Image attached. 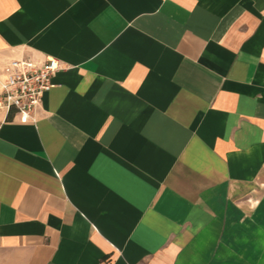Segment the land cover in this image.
<instances>
[{
    "label": "crops",
    "instance_id": "obj_1",
    "mask_svg": "<svg viewBox=\"0 0 264 264\" xmlns=\"http://www.w3.org/2000/svg\"><path fill=\"white\" fill-rule=\"evenodd\" d=\"M0 264H264V0H0Z\"/></svg>",
    "mask_w": 264,
    "mask_h": 264
},
{
    "label": "built area",
    "instance_id": "obj_2",
    "mask_svg": "<svg viewBox=\"0 0 264 264\" xmlns=\"http://www.w3.org/2000/svg\"><path fill=\"white\" fill-rule=\"evenodd\" d=\"M60 69L62 64L49 57L7 61L0 67V111L19 123H35L42 97L53 87L51 78Z\"/></svg>",
    "mask_w": 264,
    "mask_h": 264
}]
</instances>
